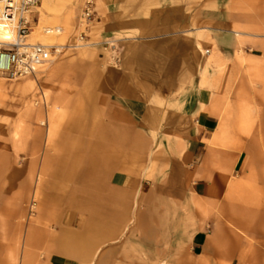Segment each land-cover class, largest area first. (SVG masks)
Instances as JSON below:
<instances>
[{
  "label": "crops",
  "instance_id": "obj_1",
  "mask_svg": "<svg viewBox=\"0 0 264 264\" xmlns=\"http://www.w3.org/2000/svg\"><path fill=\"white\" fill-rule=\"evenodd\" d=\"M62 1L35 26L76 24L84 0ZM95 1L90 42L113 37L120 61L96 45L44 72L56 108L23 264H264L244 133L264 124V0Z\"/></svg>",
  "mask_w": 264,
  "mask_h": 264
},
{
  "label": "rangeland",
  "instance_id": "obj_2",
  "mask_svg": "<svg viewBox=\"0 0 264 264\" xmlns=\"http://www.w3.org/2000/svg\"><path fill=\"white\" fill-rule=\"evenodd\" d=\"M86 1H83L76 24L73 26L41 23L35 26L33 21L34 32L42 31L46 27H62L64 33L53 45L73 42L79 33L80 17ZM93 2V23L86 30L88 46L81 49L98 45L90 42V31L99 21L96 1L93 0ZM62 3L70 6L66 0ZM30 40H34L33 34ZM116 43L113 37H108L98 45L107 55L109 65L114 67H117L120 61ZM63 53L52 63L40 68L36 76L15 81L0 78V264H23L24 244L39 215V204L35 192L41 179L40 162L45 155L43 145L56 108L50 98L52 96H48L52 94L46 93L44 72L56 64ZM255 119L257 121L258 115H255L252 122L248 121L250 129H245L244 133L249 134L250 140L259 141L260 144L250 146L245 168L247 173H261L260 181L263 185H260L264 189V129L254 127H261L264 124L261 121L259 124L255 123ZM38 132H42L43 141L40 151L39 147L36 151L34 146V138ZM35 161L38 163L35 164ZM260 196L264 201V193ZM261 217L264 220V214ZM40 259L42 261L44 257L41 256Z\"/></svg>",
  "mask_w": 264,
  "mask_h": 264
},
{
  "label": "built area",
  "instance_id": "obj_3",
  "mask_svg": "<svg viewBox=\"0 0 264 264\" xmlns=\"http://www.w3.org/2000/svg\"><path fill=\"white\" fill-rule=\"evenodd\" d=\"M41 0H0V24L4 36L0 39V78L15 81L34 76L37 71L52 63L66 50H78L88 46L86 30L93 23L94 2L87 0L80 17V29L73 42L65 45L33 43L30 37L34 23L33 11ZM46 34L61 36L62 27H46Z\"/></svg>",
  "mask_w": 264,
  "mask_h": 264
},
{
  "label": "bare ground",
  "instance_id": "obj_4",
  "mask_svg": "<svg viewBox=\"0 0 264 264\" xmlns=\"http://www.w3.org/2000/svg\"><path fill=\"white\" fill-rule=\"evenodd\" d=\"M4 36V27L0 24V39ZM34 40H30L33 43L39 42L46 45H53L54 42L58 39L59 36L46 34L43 30H37L33 32Z\"/></svg>",
  "mask_w": 264,
  "mask_h": 264
}]
</instances>
